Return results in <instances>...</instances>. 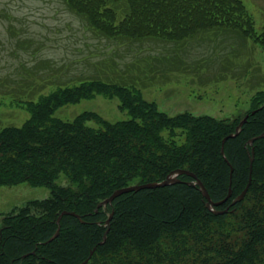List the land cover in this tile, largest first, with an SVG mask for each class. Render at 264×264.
I'll use <instances>...</instances> for the list:
<instances>
[{"label": "trees", "instance_id": "1", "mask_svg": "<svg viewBox=\"0 0 264 264\" xmlns=\"http://www.w3.org/2000/svg\"><path fill=\"white\" fill-rule=\"evenodd\" d=\"M62 1L110 46L95 49L101 58L90 62L87 74L69 77L65 69L50 64L53 71L21 63V79L13 80L9 91L2 92L0 80V95L17 94L19 88L27 92L24 87H30V97L33 89L37 93L35 99L18 103L28 113L20 125L0 124V185L28 182L51 189L49 197L28 200L3 214L0 264H80L91 250L85 264H264V136L249 143L264 132V89L250 97L248 111L229 120L187 110L169 116L135 87L142 71L165 78L176 64L171 54L180 51L178 43L197 33L235 32L245 40L255 35L244 2ZM189 11L202 13L195 30L170 35L176 23L183 26L180 13L191 15ZM144 39L160 40H148L153 45L169 42L162 49L155 46L165 55L148 60L144 51L154 46H143ZM259 42L264 47V36ZM32 44L27 39L22 43L27 49ZM132 66L139 69L137 74H130ZM30 79L38 83L32 85ZM49 83L56 88L42 93ZM97 95L117 99L127 117L110 121L94 111L71 120L55 115ZM247 114L238 134L224 141L222 154V140L235 134ZM252 154L249 188L241 201L230 205L247 184ZM176 169L194 173L213 202L231 189L230 197L213 208L229 211L216 214L207 208L198 187L189 184L195 179L186 174L167 186L126 192L97 207L119 188L161 181ZM62 211L79 218L65 214L57 224Z\"/></svg>", "mask_w": 264, "mask_h": 264}, {"label": "rangeland", "instance_id": "2", "mask_svg": "<svg viewBox=\"0 0 264 264\" xmlns=\"http://www.w3.org/2000/svg\"><path fill=\"white\" fill-rule=\"evenodd\" d=\"M242 1L253 17L255 35L251 34L245 40L235 32H214L206 36L207 31L178 43L180 51L171 54L172 58L175 56L176 64H173V68L169 66L165 78L153 70L142 71L136 78L135 87L144 98L155 101L159 110L169 116L187 110L196 115L207 114L231 120L248 111L251 108L250 97L264 89V47L259 42L264 36V0ZM189 12L191 15L180 13L179 22L183 26L179 27L176 23L174 30L168 32L170 35L180 37L195 30L200 20L197 18L202 13ZM165 19L174 20L166 16ZM191 26L192 29L185 30ZM25 39L33 43L29 49L22 45ZM102 40L95 37L62 0H0L2 92L10 90L6 87L12 85L13 80L21 79V63L27 66L34 63L40 69L53 71L50 64L58 67V70L65 69L69 77L90 73V62L101 58L94 53L95 49L103 47L100 49L102 51L110 46ZM144 40L147 42L143 46H154V49L144 51L148 60L165 55L155 48L162 49L169 42H156L153 45L148 40H160ZM167 64L164 63L162 70L166 69ZM138 71L137 67L132 66L130 74H137ZM30 82L32 85L38 83L33 79ZM54 87L49 83L42 93L50 92ZM24 88L27 92L19 88L17 94L0 95V124L20 125L28 117V113L17 105L30 98L35 99L37 93L33 89V96L30 97V87ZM117 104V99L97 95L66 105L58 109L55 115L71 120L83 111H94L110 121L126 118L125 112L119 110ZM93 124L90 122V125ZM50 195L49 187L32 186L28 182L0 185V225L4 213L24 206L28 200L44 199Z\"/></svg>", "mask_w": 264, "mask_h": 264}, {"label": "water", "instance_id": "3", "mask_svg": "<svg viewBox=\"0 0 264 264\" xmlns=\"http://www.w3.org/2000/svg\"><path fill=\"white\" fill-rule=\"evenodd\" d=\"M254 112H255V111H252L251 113H254ZM247 117H248V114L245 115L244 118L239 122V124H238L237 127H236V132H235V134H230V135L226 136V137L222 140V146H221V152H222V154H223V144H224V141L227 139V137H234L235 135L238 134V132H239L240 127L242 126V124L245 123V122L247 121ZM263 136H264V132L261 133V134L258 135V136H255V137L251 138V139L249 140V143L252 144L253 141H254L255 139L260 138V137H263ZM252 150H253V149H252ZM225 159H226V158H225ZM252 161H253V154H252V156H251V158H250V164H249V177H248L247 184H246V186L244 187V189L242 190V192H241L237 197H235V198L232 200V202L230 203V205H234L236 202H239V201H241V200L244 198V196H245V194H246V192H247V190H248V188H249V185H250V183H251V179H252V177H251V173H252ZM226 162L229 164V162H228L227 160H226ZM179 174H186V175L191 176L193 179H195L193 183H190V182H189V184H193V185H195V186L198 187V189L200 190V192H201V194H202V197L205 199V206H206L207 208H209L210 210H212V211H213L214 206L223 203V202H224L227 198H229L230 195H231V189H229L228 194L226 195V197H225L224 199L220 200L219 202H213V201L211 200V198H210V196H209V194H208L206 188L204 187V185L202 184V182H201L199 179L196 178V176H195L194 173H192V172H190V171H188V170H185V169H176V170L172 171L171 173H169V174L165 177V179H163V180H161V181H157V182H148V183H143V184H135V185H131V186H127V187L119 188V189L113 191V193H112L109 197L105 198L103 201H101L100 203H98V206H97V207L102 206V205L104 206V205H106V204H111V202L113 201L114 198H116L117 196H119V195H121V194H123V193H126V192L137 191V190H141V189H145V188L164 187V186H167V185H169V184L175 183V182L178 181V179H177V175H179ZM231 174H232V167L230 166V177H231ZM228 211H229V209H228V207H226V208H225L224 210H222V211H213V212L216 213V214H223V213H226V212H228ZM65 214H71V215H74V216H76V217L79 218V216L76 215V214L73 213V212L62 211L61 214L58 216V218H57V220H56L57 224H59V219H60V217H61L62 215H65ZM111 215H112V214H110V215L108 216V218L106 219V224H107V225L109 224V221H110ZM58 232H59V227L57 228L56 232L51 236V238L49 239V241H50L51 239H53L54 237H56L57 234H58ZM106 232H107V230H106ZM106 232H105L104 235H103V240H102V242H103V241L105 240V238H106ZM92 253H93V250L90 251L89 256H91ZM89 256H88V258H86V259H85L83 262H81L80 264H85V263L88 261Z\"/></svg>", "mask_w": 264, "mask_h": 264}]
</instances>
